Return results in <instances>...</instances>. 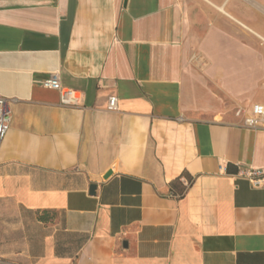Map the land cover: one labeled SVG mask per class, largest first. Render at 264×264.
Returning <instances> with one entry per match:
<instances>
[{
  "label": "crops",
  "instance_id": "crops-1",
  "mask_svg": "<svg viewBox=\"0 0 264 264\" xmlns=\"http://www.w3.org/2000/svg\"><path fill=\"white\" fill-rule=\"evenodd\" d=\"M202 1L204 27L187 0H0V223L28 264H264V186L238 174L264 177V128L199 116L187 81L264 104L234 88L264 90V0ZM194 37L208 64L187 77Z\"/></svg>",
  "mask_w": 264,
  "mask_h": 264
},
{
  "label": "rangeland",
  "instance_id": "rangeland-1",
  "mask_svg": "<svg viewBox=\"0 0 264 264\" xmlns=\"http://www.w3.org/2000/svg\"><path fill=\"white\" fill-rule=\"evenodd\" d=\"M204 7V8H203ZM210 7L202 0H187V22L195 23V26H209L211 24V12L208 11ZM194 26V27H195ZM196 28V27H195ZM202 28L200 29V34ZM188 33V31H187ZM197 37L191 40V45L187 52V61L184 64L183 75L188 77L190 71H197L202 74L204 68L207 66L205 56L201 53L196 46ZM190 70V71H189ZM188 82L191 84H198L202 88L205 96V103L209 106L205 114L200 113L205 119L220 118L221 112L234 114L236 109H245V104L240 101H234L230 99L222 90L220 81L218 79L206 78L204 84L201 78H188ZM257 79L250 81L249 83L243 81L234 86L238 97V100L246 97H253L254 102H264V90L260 87H256ZM264 79L260 82L263 83ZM255 84V85H254ZM255 90L253 89V86ZM260 85V84H259ZM215 107H218V112L214 111ZM235 115V114H234ZM23 243L20 233L14 230L11 234L6 232L5 224L0 223V264H28L25 257L22 255Z\"/></svg>",
  "mask_w": 264,
  "mask_h": 264
},
{
  "label": "built area",
  "instance_id": "built-area-1",
  "mask_svg": "<svg viewBox=\"0 0 264 264\" xmlns=\"http://www.w3.org/2000/svg\"><path fill=\"white\" fill-rule=\"evenodd\" d=\"M42 86L57 91L62 105L72 106L75 104V93L72 90L63 88L59 83L57 75H50L42 82ZM11 101V99L0 97V146L9 131L10 113L8 106ZM116 105V97L111 96L108 99L107 110H116ZM234 114L241 119V125L244 127L252 129L264 128V104H254L248 109L238 108ZM238 174L248 179L255 188L264 186V177L259 171L246 169L239 171Z\"/></svg>",
  "mask_w": 264,
  "mask_h": 264
},
{
  "label": "water",
  "instance_id": "water-1",
  "mask_svg": "<svg viewBox=\"0 0 264 264\" xmlns=\"http://www.w3.org/2000/svg\"><path fill=\"white\" fill-rule=\"evenodd\" d=\"M109 175H110V173H107V174L105 175V178H107ZM95 189H96V186H95V185H91V186L89 187V194H90V195H93L94 192H95Z\"/></svg>",
  "mask_w": 264,
  "mask_h": 264
}]
</instances>
